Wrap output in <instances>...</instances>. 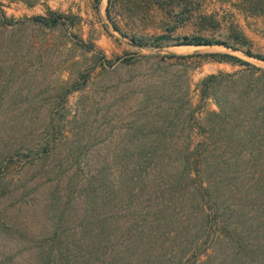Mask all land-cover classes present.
<instances>
[{
  "label": "rangeland",
  "instance_id": "1",
  "mask_svg": "<svg viewBox=\"0 0 264 264\" xmlns=\"http://www.w3.org/2000/svg\"><path fill=\"white\" fill-rule=\"evenodd\" d=\"M244 3L0 0V159L20 145L46 141L55 129L62 132L56 139L71 147L69 154L58 142L47 157L9 165L8 186L0 189V264H61L59 250L69 264L88 263L77 243L55 247L49 261L56 216L63 212L68 230L62 239L69 241L84 208L101 197L99 189L86 190L90 173L111 158L128 161V141H200L192 131L217 109L213 96L200 101L205 76L240 74L243 89L245 70L264 69V60L244 52L264 56V11L251 12ZM38 16L57 21L44 26L33 20ZM235 35L246 39L239 49L182 44L183 37H201L238 45ZM262 100L264 91L253 98ZM92 179V187L102 181ZM75 182L79 186L66 197Z\"/></svg>",
  "mask_w": 264,
  "mask_h": 264
},
{
  "label": "trees",
  "instance_id": "2",
  "mask_svg": "<svg viewBox=\"0 0 264 264\" xmlns=\"http://www.w3.org/2000/svg\"><path fill=\"white\" fill-rule=\"evenodd\" d=\"M244 2L251 12L264 11V0ZM33 20L44 26L57 21L41 16ZM182 40V44L216 43L233 49L246 42L245 38L238 45L201 37ZM244 52L264 60L248 49ZM209 55L244 63L227 53ZM245 71L248 82L243 89L238 87L237 73L209 74L201 80L200 101L213 96L217 109L207 111L192 131L202 136L200 141H128L133 148L128 161L111 158L97 165L86 190L99 189L101 197L84 208L69 241L62 239L68 229L62 226L60 211L47 251L49 261L55 247L69 243L77 247V243L88 255L87 264H264V141L257 140L264 136V100L253 102L264 91V69L251 66ZM223 87L227 89L222 96ZM60 133L55 129L46 141L8 150L0 159V189L8 186L3 182L14 160L47 157L58 142L70 154L68 141L56 139ZM92 175L102 180L94 187ZM106 177L114 183H106ZM68 186L66 197L79 185ZM58 252L61 264H69L68 255Z\"/></svg>",
  "mask_w": 264,
  "mask_h": 264
}]
</instances>
